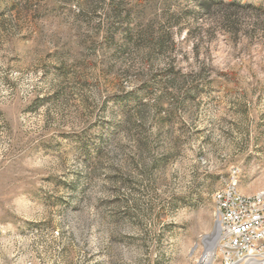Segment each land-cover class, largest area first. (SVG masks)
Here are the masks:
<instances>
[{
	"label": "rangeland",
	"instance_id": "374dc122",
	"mask_svg": "<svg viewBox=\"0 0 264 264\" xmlns=\"http://www.w3.org/2000/svg\"><path fill=\"white\" fill-rule=\"evenodd\" d=\"M203 1L0 0V264H198L264 187V0Z\"/></svg>",
	"mask_w": 264,
	"mask_h": 264
},
{
	"label": "built area",
	"instance_id": "2783aa9c",
	"mask_svg": "<svg viewBox=\"0 0 264 264\" xmlns=\"http://www.w3.org/2000/svg\"><path fill=\"white\" fill-rule=\"evenodd\" d=\"M213 203L215 254L221 264H244L250 258L264 260V187L245 195L238 192L234 180L214 193Z\"/></svg>",
	"mask_w": 264,
	"mask_h": 264
},
{
	"label": "bare ground",
	"instance_id": "6f19581e",
	"mask_svg": "<svg viewBox=\"0 0 264 264\" xmlns=\"http://www.w3.org/2000/svg\"><path fill=\"white\" fill-rule=\"evenodd\" d=\"M217 231L215 230L212 235L204 237V243L206 246V250L199 260L198 264H212L214 255H215V247L217 244ZM244 264H264V260H256L254 258H250Z\"/></svg>",
	"mask_w": 264,
	"mask_h": 264
},
{
	"label": "trees",
	"instance_id": "16d2710c",
	"mask_svg": "<svg viewBox=\"0 0 264 264\" xmlns=\"http://www.w3.org/2000/svg\"><path fill=\"white\" fill-rule=\"evenodd\" d=\"M215 2L221 4V3L226 2V1H224V0H204L202 3H200V5H202L201 7L203 9L207 10L209 8V6ZM227 3H230L233 6L238 7V8L252 7V5H248L247 2L244 3L242 0H227ZM256 7L261 8L264 6L257 5Z\"/></svg>",
	"mask_w": 264,
	"mask_h": 264
},
{
	"label": "water",
	"instance_id": "95a60500",
	"mask_svg": "<svg viewBox=\"0 0 264 264\" xmlns=\"http://www.w3.org/2000/svg\"><path fill=\"white\" fill-rule=\"evenodd\" d=\"M217 237V236H216Z\"/></svg>",
	"mask_w": 264,
	"mask_h": 264
}]
</instances>
